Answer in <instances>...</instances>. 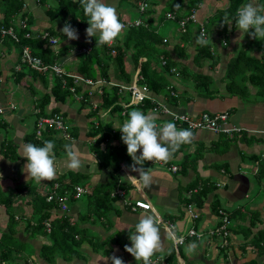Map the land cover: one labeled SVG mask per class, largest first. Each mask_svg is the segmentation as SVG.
I'll list each match as a JSON object with an SVG mask.
<instances>
[{"label":"crops","instance_id":"0c3cea01","mask_svg":"<svg viewBox=\"0 0 264 264\" xmlns=\"http://www.w3.org/2000/svg\"><path fill=\"white\" fill-rule=\"evenodd\" d=\"M122 1L105 0V3L116 8L121 20H140L146 23L147 19L152 17V24L155 25L158 23L159 14L163 10L166 0H157L156 5H152V1L149 0L150 7L154 6L156 10L148 15L141 14L143 11L138 8L139 0H131L136 2L139 11L133 19L125 18L128 9ZM226 5L227 0H205L195 11L196 19L191 23L190 40L180 42V46L186 53L184 58L180 57L173 48L179 42L177 28L168 26L164 38H167L166 43L169 44L170 57L191 73L179 76L176 78L177 80L171 79L179 89L176 98H165L163 95L157 96L148 93L152 101L165 104L168 113L147 110L145 114L155 115L157 123L162 124L168 121L172 122L170 119L172 113L197 117L202 112L213 114L227 111L229 117L224 127L225 129L234 128V130L229 134L205 128L193 129L192 142L181 145L167 164L145 162V169L150 171L153 177L150 187H143L137 177L128 176H138V173L132 172L127 167L133 163L131 157L122 160L118 174L119 182L123 184L118 189L124 191L126 200H130V202H134L136 199L145 200L151 204L152 208L147 211L133 208L124 199L117 197L103 218H88L89 209L86 203L83 205L78 200L71 203L67 215L75 225L79 222V214L88 215L78 223L79 227L84 228L86 235V241L81 245L82 256L79 258L69 259L60 253L55 254L53 260H46L40 256L42 244L50 243L49 224L53 219L63 215L59 209L52 208L47 210L49 216L44 218L45 220L40 219L39 221L41 213H33L31 193L25 188L32 184L37 191L42 193L48 190L50 185V181L38 183L31 177H27L26 172L23 171L27 160L26 157L21 156L23 145L27 143L26 135L34 132L35 120L39 115V109L36 107L37 91H43L44 88L40 81H35L28 75L16 81L13 72L20 70L21 67L18 50L10 44L8 38H0V124L4 122L6 125L5 128L0 129V194L12 196L11 214L14 216L13 221L9 223L8 209L0 204V237L3 233L9 234L12 231L15 240L23 244L21 246L22 256L15 259L16 263L24 264V259H26L28 264H112L110 257L115 255L122 258L125 264H138L125 248L122 251L120 245L116 244V240H125L124 233L128 232L130 235V232L135 231V224L141 216L153 213L162 220V235L168 229L165 224L167 220L175 223L179 235L185 234L186 229L191 225L202 233L200 240L193 238L186 240L179 246V252L175 250V264H204V261L205 264H233L234 261L238 263L253 258L257 260V264H260L263 256H256L249 248L245 253H242L240 246L245 242L247 244L258 230L264 231V96L257 94V88L248 80L242 81L239 76H236V79L246 87V92L243 90L244 92L239 94L238 90L228 88L227 62L247 42V36L246 33H240L235 23H231V26L228 25L227 39L219 35L215 26L209 27L207 21L209 17L217 8H224ZM25 6L33 16L31 29L34 33L42 32L50 26L44 9L35 0H25ZM3 16L0 2V20L3 19ZM65 22L66 20L54 21L53 29L59 31ZM165 22L159 23L160 30L165 27ZM201 25L209 28V42L213 41L211 51L214 57L211 60L194 58L195 38ZM86 28L78 30V40H68L65 36L61 44L76 41H79L80 44L86 43ZM95 40V37L91 38V42ZM247 47H245L247 55L256 58L264 57V40L252 38L250 47ZM73 52L72 50L67 51L61 58L60 63L63 68H65V63H68L70 68H75L77 60L74 58ZM161 65L162 63H160ZM192 73L206 75L209 78L207 92L200 91L195 87ZM137 76L138 69L133 70L132 81ZM12 83L18 85L16 89L21 92V99L13 98ZM102 84L110 85V82L102 83L101 79L97 77L93 85L85 84L90 95V104L85 107L77 98H69L63 103L51 99L45 109L47 112L56 107L57 112L64 116L65 122L68 119L66 122L68 131L74 133H71L73 139L65 140V143L75 142L83 157V167L78 171H72L67 168L66 153L59 149L54 151L57 158L56 178L70 172H79L87 175L92 187L96 184L113 181L109 172L98 165L97 153L90 148L94 140L90 133L91 127L92 124L96 126L99 123L103 130L112 137L114 130L121 133L118 128L127 119L118 113H111L109 108L101 109L99 104L101 103L100 87ZM26 90L32 97L26 93ZM126 92L129 93V91ZM125 105L126 103L123 104V107H126ZM90 108L97 110L92 116L89 115ZM31 110L36 117L32 129L28 131L22 123L23 116ZM2 129L5 130V134ZM10 129H12L11 134L8 132ZM4 141L14 145L13 153L6 150L7 143L4 145ZM105 146V142L100 144L101 149ZM184 158L187 160L183 164ZM171 166H177V170L171 171ZM200 183L211 184L213 187L202 207L196 206L199 216L192 221L185 213L184 198L189 196L188 189L190 190L192 186L196 187ZM87 188L90 191V186ZM195 190L196 188L191 189L192 192ZM91 196L93 198V195ZM215 200L218 201L222 209L229 213L231 220L232 231L229 237L231 248L226 257L221 255L214 239L208 235V231L214 228L219 221L218 216L212 211V202ZM41 226L45 228V231ZM108 236L114 238V242L110 246L100 243ZM203 239L204 241L201 243ZM125 241L126 244L131 245L129 236ZM193 241H196L199 246L195 253L190 254L186 251V247ZM181 246L184 249H181ZM172 248H174L173 242L169 243L168 239H164L163 251L153 256V264L162 262L169 264L166 258ZM15 254L18 255L17 252Z\"/></svg>","mask_w":264,"mask_h":264},{"label":"trees","instance_id":"16d2710c","mask_svg":"<svg viewBox=\"0 0 264 264\" xmlns=\"http://www.w3.org/2000/svg\"><path fill=\"white\" fill-rule=\"evenodd\" d=\"M129 1L136 6L135 1ZM151 1L152 5L157 4V0ZM204 1L205 0H185L184 2V0H166L164 8L159 14L157 24H152L153 19L152 17H149L146 23L142 21L140 25L126 29L122 37L118 38L112 46L104 45L102 47L96 46V40L91 43L86 42L80 44L79 41H76L60 45L58 43L50 44L48 39L41 38L43 33H47L49 36H53L57 40L64 39L60 31L53 29L54 21L66 20L77 30L88 27V17L83 14V9L79 4V0H35V2L44 9L48 21L50 22V26L42 32L34 33L32 31L31 26L33 23V16L28 10H26L25 0H0L2 13L4 14L3 19L0 21L5 25L13 26L15 33L17 34V41L10 37H6L10 40V44L18 50V59L21 67L20 70L13 72L16 81H19L24 78V76L28 75L33 77L35 81L41 82L44 90L41 91L37 98L36 107L39 109L40 115L49 116L59 114L56 107H53L47 112L45 111L51 99L55 102L63 103L69 98H77L82 102V106L84 107L85 105L87 106L90 104L89 90L85 88L83 83H74V79L69 76V74H78L85 78H92L93 80L98 77L108 83L116 82L119 84H130L132 82L133 70L138 69V76H140V78H138L137 84L139 86H145L150 93L157 96L163 95L165 98H176L179 89L171 79L177 80L176 78L179 76L190 74L191 71L186 70L185 67H181L182 65L179 66V62L170 57V49L168 48L169 44L166 43L167 38H164L165 33H160L159 23L165 21L166 18L173 22L179 35V42L175 44L173 48L180 57L184 58L186 53L184 52L183 47L180 46V42H187L190 40L192 34V21L186 20L183 28L179 26V21L184 16L190 14L193 9H195V11L198 10ZM249 2H252V0H227V5L224 8H217L209 17L207 20L209 22V27L215 26L219 35H222L227 39L229 27L228 24H223V27H221L223 17L228 15L231 19H235L237 10ZM257 2L264 3V0H257ZM176 4H180L181 7L177 9L175 7ZM155 10L156 8L154 6L150 7L149 5V7L141 12V14L148 15L154 13ZM167 13L172 14L173 18L167 17ZM20 21H23L24 24L20 25ZM232 23H235V20H233ZM208 29L205 26L207 36ZM250 31L252 30L250 29ZM197 33L199 35V29ZM246 36L247 42L243 44L237 53L227 62L226 78L229 79V87H227L229 89L234 88L238 90L240 92L239 94H242L244 92L243 90L246 92V87L236 79V76H239L242 81L248 80L251 82V84L257 88V94H262L264 96V57L256 58L247 55L245 47H250L252 38H250L247 33ZM84 44L91 45L90 51L87 53H78L79 48ZM25 45L29 46L32 54L39 57L45 65L58 63L61 66V58L67 51L72 50L74 51V58L77 60L76 66L74 69H67L66 67L63 68L61 66L64 71L62 74H56L51 69L37 71L29 65L22 63L20 60L22 47ZM211 46L212 42H209L207 46L201 47L196 43L195 38L194 48L196 52L194 58L197 60H211L214 57V54L211 51ZM52 49H55V51ZM111 49H114L115 53H111ZM162 61H164V64L160 66ZM191 76H193V83L198 90H203L204 92L209 90V78L206 75L203 76L192 73ZM118 87V85H101V103L99 104L101 109L109 108L111 113H118L123 118L128 119V113L133 110H140L145 113L147 110L152 111L153 107L159 105L158 102L152 101L150 96L141 102L128 105L127 103L130 101V93H127L126 91L120 93ZM71 88H73V90H71ZM79 96H81V98H79ZM125 103L127 105L126 107H123V104ZM89 110V115L91 116L97 111L96 108H90ZM2 127H6L4 122L0 124V129ZM91 130L90 133L94 140L90 148L97 153L98 165L109 172L110 176L113 178L112 182L93 185V187L91 186L89 188V191L87 188L88 185H86L89 183L87 175L79 172H70L67 175H63L50 181L48 190L42 193L37 191L36 187L32 184L25 187L28 189L29 193H31L30 200L33 207V213H41L39 221L40 219H46V217L49 216L48 209H59L56 195L53 194V201L48 202L46 201V196L48 194H52L56 191L58 195L61 196L65 191L69 192L70 195L67 201L68 210L70 209L69 205L71 203L79 200L85 194L87 196L86 206L89 209V216L82 213L79 214V222L75 225V223L71 222L70 216L67 215L68 211H62L63 215L53 219L49 224L50 231L48 233V238L50 243L42 244L40 249V256L46 260H53L57 253H60L63 257L67 256L69 259L73 257H81V245L86 241V235L84 228L79 227L78 223L82 222L87 216L88 218H103L110 210L114 200L118 197H111L110 193L123 184L119 182L118 170L121 161L130 158V156L127 154L126 144H124L121 139L122 133L119 134L114 130L111 137L109 133L103 130L99 123L96 126L95 124H92ZM191 131L193 130L191 129ZM26 140L27 143H33L36 146H43L45 140H52L55 143L54 151H58L59 149L63 152V145L66 142V139L52 129L44 131L40 138H36L34 132L27 134ZM7 142L8 141H4L3 144L5 145ZM102 142L106 143V146L103 149L100 148ZM13 147L14 145L12 143H7L5 146L6 150L9 152H12ZM186 160L187 159L184 158L183 164ZM55 183L58 184V188H55L54 190ZM76 185H81L86 190L79 198H73ZM212 187L211 184L206 183H200L196 187L192 186L191 189L196 188V190L192 192L191 189H188L189 196L184 198V206L186 204H193L195 209L196 206L201 208L206 197L211 192ZM90 195H93V198L92 196L90 197ZM11 200V195L3 196L0 194V204H3L8 209L9 223L13 221L14 217L11 214ZM220 209L222 208L217 200L212 202V211L218 217ZM41 227L45 231V228L43 226ZM229 230L230 232L232 231L230 226ZM128 236L129 233L127 232L124 236L125 240ZM192 238L194 240L196 239L195 237H186L185 241L191 240ZM213 239L218 246L219 252L223 253L224 257L228 256V250L231 248L229 237L226 238V244L223 246H221L222 239H216V237ZM125 240H116V244L120 245L122 251L126 244ZM113 242L114 238L108 236L100 243L103 245L109 244L110 246ZM22 245L21 242L15 240L14 232L11 231L9 234L3 233L0 237V264H18L15 259L22 256ZM248 248L253 251L256 256H263L260 264H264L263 230H258L247 244L245 242L240 246L242 253H245ZM179 250L178 247V252ZM15 252H17L18 255H16ZM174 255L175 249L172 248L168 252L166 258L169 264H175ZM235 259L237 260L236 257ZM203 263L205 264V261ZM24 264H28L26 259H24ZM233 264H257V260L253 258L238 263L237 261H234Z\"/></svg>","mask_w":264,"mask_h":264},{"label":"clouds","instance_id":"9594fccd","mask_svg":"<svg viewBox=\"0 0 264 264\" xmlns=\"http://www.w3.org/2000/svg\"><path fill=\"white\" fill-rule=\"evenodd\" d=\"M79 4L83 14L88 17L89 26L85 30L86 42H91V38L95 37L96 46H112L118 38L122 37L127 25L121 21L115 7L105 3V0H79ZM175 7L179 9L181 5L176 4ZM233 20L241 34L247 33L250 38L264 40V3L252 0L244 4L237 10L235 19L225 15L221 27L223 24L231 26ZM59 31L68 40L79 39L78 30L70 22L66 21ZM61 41L57 40L56 43L61 45ZM196 43L201 47L209 44V38L204 31L196 36ZM52 50L55 51V49ZM128 117L118 128L122 133L121 139L127 146V154L133 161L127 167L132 172L138 173V176H128L137 177L143 187H150L153 177L150 171L145 169V162L167 164L181 145L192 142L194 133L191 128L178 129L177 125L171 121L158 124L155 115H147L140 110L129 112ZM54 148L55 143L52 140H45L43 146H36L33 143L23 145L21 156L26 157L27 160L23 167L27 177H31L38 183L56 178L57 158ZM63 148L67 157V168L72 171L81 169L83 157L76 143H65ZM129 239L131 245L125 244L124 248L138 264L141 262L153 264L152 257L163 251L164 239L174 244L182 242V237L178 236L175 227L167 229L162 235L160 218L153 213H146L139 218L135 224V231L130 232ZM198 246V243L193 241L187 245L186 251L190 254L195 253ZM110 260L112 264H125L122 258L115 255L111 256Z\"/></svg>","mask_w":264,"mask_h":264},{"label":"built area","instance_id":"2783aa9c","mask_svg":"<svg viewBox=\"0 0 264 264\" xmlns=\"http://www.w3.org/2000/svg\"><path fill=\"white\" fill-rule=\"evenodd\" d=\"M149 7V0H139L138 1V8L140 11H145ZM167 17L173 18V15L170 13H167ZM196 19V13L195 9H193L190 14L184 16L179 21V26L184 27L186 20H195ZM124 24L127 25L126 29L136 27L142 23L140 20L135 21H127V20H121ZM19 24L23 25V21H20ZM201 31H204L206 33L205 27L203 25L200 26L199 33ZM3 37H10L14 39L15 41L18 40L17 34L15 33V30L13 26L11 25H5L0 21V38ZM41 38L48 39V42L50 44H55L57 39L53 36H49L47 33H43L41 35ZM91 49L90 44H84L81 46L78 50V53H87ZM111 53H115L114 49H111ZM21 62L29 65L31 68L36 69L37 71H46L47 69L53 70L56 74H62L63 68L58 64L54 63L52 65H45L42 60L34 56L29 48V46H23L22 47V53H21ZM162 64H164V61H162ZM19 67V66H18ZM17 67V68H18ZM174 70V69H173ZM74 79V83H83L84 85H93L96 81V79L92 78H85L82 75L78 74H69ZM140 78V76H137L134 81H132L130 84H119V83H113L110 82V85H118L119 92L129 91L130 93V101L129 104H136L138 102H141L145 100L148 97V89L145 86H139L137 84V80ZM102 83H108L105 80L101 79ZM73 90V88H71ZM80 97V96H79ZM127 105V104H126ZM125 105V106H126ZM154 111H159L163 113H168V109L166 108L165 104H159L158 106L153 107ZM38 111V110H37ZM229 117V114L227 111L224 112H218V113H208V112H202L197 117H191L187 114H175L172 113L170 119L172 122H174L177 125L178 129H199V128H205L213 130L214 132H225V133H232L234 128H228L225 129L224 124L227 122ZM55 130L59 133L60 136H62L66 140H72L73 136L68 131V126L65 122V118L61 114H53L49 116L44 115H38L35 120V126H34V133L36 138H40L44 131L48 130ZM171 171H176L177 166H171ZM55 188H58V184H54V190ZM86 190L81 185L75 186V191L73 194V198H79L82 193H84ZM53 194L56 195L58 207L61 211H68V204L67 201L69 199L70 193L65 191V193H62L61 196L58 195L56 191H54L52 194H48L46 196V201H53ZM111 197H120L124 199L125 202L132 205L133 208H138L141 210H151L152 206L148 201L136 199L134 202H130V200L125 199V194L123 190L115 189L110 193ZM185 213L187 217H189L190 220L194 221L198 218L199 214L196 211L193 204H186L184 206ZM219 221L218 224L215 225L214 228L210 229L208 231V235L212 238L216 239H222L221 246L226 244V238L230 237L231 232L229 230V226L231 225V220L229 218V213L223 209H220L219 212ZM162 221V220H160ZM166 227L173 228L175 227V223L171 220L165 221ZM182 237V242L173 243V247L176 251H178V247L182 245L185 242L186 237H195L197 240L201 239L202 233L199 232L194 226H190L186 229L185 234L178 235ZM161 264H166L165 262H162Z\"/></svg>","mask_w":264,"mask_h":264},{"label":"rangeland","instance_id":"374dc122","mask_svg":"<svg viewBox=\"0 0 264 264\" xmlns=\"http://www.w3.org/2000/svg\"><path fill=\"white\" fill-rule=\"evenodd\" d=\"M123 2V4H124V6L128 9V14H125L126 16H125V18L126 19H133V18H135L136 17V15H138V8L136 7V6H134L133 4H132V2H130V1H128V0H123L122 1ZM166 22H165V27H162L161 28V30H160V33L161 34H164L165 32H166V29L168 28V26L169 25H171V26H174V24H173V22L170 20V19H167L166 18V20H165ZM165 30V31H164ZM65 67L67 68V69H70V66H69V64L68 63H65ZM14 90H13V98L15 99V100H17V99H21V92L19 91V90H17L16 89V87H18V85H16V84H13L12 83V86H11ZM26 93L30 96V97H32L31 96V94H29L28 93V91L26 90ZM41 93V91H37V95L36 96H39V94ZM33 101V100H32ZM35 114L33 113V111L31 110L30 112H27L24 116H23V123H22V125L23 126H25L26 127V129H28V131L29 130H31L32 129V124H33V121H34V119H35ZM68 121V119H66V122ZM3 130V129H2ZM4 132V134L6 133L5 132V130H3ZM9 132V134H11V132H12V129H10V131H8ZM86 185H88V186H90L91 187V185L88 183V184H86ZM126 199V198H125ZM86 201H87V197H86V195H83L79 200H78V202H80L81 204H85L86 203ZM79 204V203H78ZM1 207V206H0ZM127 232H125L124 233V235L126 234ZM204 241V239L203 240H201V243ZM169 243H171V241L169 240ZM181 249H184L183 248V246H181ZM221 253V252H220ZM221 255H223V253H221ZM153 258V257H152ZM137 262V261H136ZM138 263V262H137ZM142 264V263H141Z\"/></svg>","mask_w":264,"mask_h":264}]
</instances>
